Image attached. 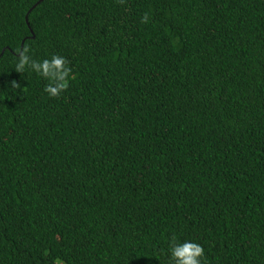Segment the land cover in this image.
I'll use <instances>...</instances> for the list:
<instances>
[{"label":"trees","instance_id":"obj_1","mask_svg":"<svg viewBox=\"0 0 264 264\" xmlns=\"http://www.w3.org/2000/svg\"><path fill=\"white\" fill-rule=\"evenodd\" d=\"M38 1L0 0V264H264V0Z\"/></svg>","mask_w":264,"mask_h":264},{"label":"clouds","instance_id":"obj_2","mask_svg":"<svg viewBox=\"0 0 264 264\" xmlns=\"http://www.w3.org/2000/svg\"><path fill=\"white\" fill-rule=\"evenodd\" d=\"M147 21L148 16L145 15L142 22ZM15 70L19 73L34 72L38 78L47 81L43 90L51 98H58L67 91L70 81L75 79L67 57L53 53L50 58L35 59L29 48L18 54ZM12 87L19 88V83L14 82ZM168 254L169 264H205V248L195 240L174 237L169 243ZM54 264H64V261L55 257Z\"/></svg>","mask_w":264,"mask_h":264},{"label":"water","instance_id":"obj_3","mask_svg":"<svg viewBox=\"0 0 264 264\" xmlns=\"http://www.w3.org/2000/svg\"><path fill=\"white\" fill-rule=\"evenodd\" d=\"M40 1H41V0H39L36 4H38ZM36 4H35V5H36ZM33 7H34V6H33ZM25 19H26V22H27V24H28V26H29V22H28V14L26 15ZM30 31H31V34H32L33 31L31 30V28H30ZM32 37H34V35H32ZM22 46H23V42H22L21 48H22Z\"/></svg>","mask_w":264,"mask_h":264}]
</instances>
